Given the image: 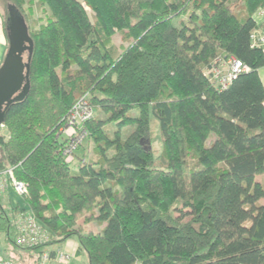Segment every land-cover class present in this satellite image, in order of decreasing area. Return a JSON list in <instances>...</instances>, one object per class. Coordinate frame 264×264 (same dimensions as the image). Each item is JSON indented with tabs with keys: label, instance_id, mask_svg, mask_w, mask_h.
Here are the masks:
<instances>
[{
	"label": "trees",
	"instance_id": "16d2710c",
	"mask_svg": "<svg viewBox=\"0 0 264 264\" xmlns=\"http://www.w3.org/2000/svg\"><path fill=\"white\" fill-rule=\"evenodd\" d=\"M9 2L33 51L30 92L6 112L0 154L54 235L27 249L76 236L89 264H264V49L251 37L264 0ZM44 6L45 21L30 23ZM230 56L249 71L219 90L206 70ZM86 94L94 154L73 169L59 130ZM10 222L0 203L12 238Z\"/></svg>",
	"mask_w": 264,
	"mask_h": 264
},
{
	"label": "built area",
	"instance_id": "2783aa9c",
	"mask_svg": "<svg viewBox=\"0 0 264 264\" xmlns=\"http://www.w3.org/2000/svg\"><path fill=\"white\" fill-rule=\"evenodd\" d=\"M253 46L264 49V36L258 30L252 32ZM249 71V67L234 56L218 57L211 67L206 70V76L213 86L219 90L227 89L240 74ZM95 109L90 102L89 95L81 96L69 114L67 115L65 126L59 130V138L65 142L62 154L65 163L70 167L77 162V155L80 148L90 138L85 131L84 125L94 118ZM4 129V124L1 125ZM12 188L19 196H24L27 188L24 182L18 181L14 176V168L9 167L0 172V195ZM12 217V218H11ZM11 215L10 227L15 231L16 243L23 248H36L49 243L54 237L53 233L47 229L31 211L20 214L15 220ZM72 256L68 253L58 252L56 260L59 264H69ZM51 260V253L42 251L40 254V264H45ZM0 264H15L14 260H4L1 257Z\"/></svg>",
	"mask_w": 264,
	"mask_h": 264
},
{
	"label": "water",
	"instance_id": "95a60500",
	"mask_svg": "<svg viewBox=\"0 0 264 264\" xmlns=\"http://www.w3.org/2000/svg\"><path fill=\"white\" fill-rule=\"evenodd\" d=\"M6 28L9 49L0 66V128L10 105L23 101L30 92V63L24 54L33 51L27 22L13 5L8 6Z\"/></svg>",
	"mask_w": 264,
	"mask_h": 264
},
{
	"label": "crops",
	"instance_id": "0c3cea01",
	"mask_svg": "<svg viewBox=\"0 0 264 264\" xmlns=\"http://www.w3.org/2000/svg\"><path fill=\"white\" fill-rule=\"evenodd\" d=\"M253 18L257 25L256 30L260 31V33L264 36V8L257 11L254 14ZM6 21L7 20H5L3 13L0 11V66L2 65L9 49ZM258 73L264 85V67L260 68ZM82 150L83 149H81V151ZM81 151L78 152V155L84 156V154ZM0 197H2L3 199V203H1L2 208H4V210L6 211L9 217L13 215L14 216L13 218L15 220H17L20 214H24L27 211H31L24 197L19 196L12 188L8 189L6 192L1 194ZM11 218L9 219L11 220ZM96 227L99 230H101L103 225L102 226L96 225ZM10 231L14 233L13 240L16 242L15 231L13 229H10ZM21 248L26 251L25 255H23L24 258L23 260L25 264H40L39 258L41 253H39L38 251H36L37 253H34L31 252L33 250H29L23 247ZM43 251H48L51 253V260L45 264H59L56 260V255L59 251L68 253L72 256V259L69 264H72V260L74 259H83L82 264H89L88 255L85 252L80 251V245L78 239L69 238L68 240H66L61 244L48 245L43 249Z\"/></svg>",
	"mask_w": 264,
	"mask_h": 264
},
{
	"label": "rangeland",
	"instance_id": "374dc122",
	"mask_svg": "<svg viewBox=\"0 0 264 264\" xmlns=\"http://www.w3.org/2000/svg\"><path fill=\"white\" fill-rule=\"evenodd\" d=\"M9 0H0V11L3 13L5 20L8 17V6H9ZM50 10L47 6L43 7V10H34L32 19H39L42 18L43 22L45 21L46 17L50 14ZM114 42L117 45H120L122 43L121 35L119 32L115 34L113 37ZM69 114V113H68ZM97 115V112L93 115L94 117ZM133 115L137 116L138 112L133 111ZM65 126V123L61 126V128ZM127 131H130V128H126ZM1 132V130H0ZM2 132L4 130L2 129ZM127 136V134L124 135V138ZM148 147L149 150L152 151L154 157H159L163 154L164 146H163V138H162V131H161V123L157 117H155L152 112L150 113V119H149V133H148ZM94 148H95V142L92 140H88L85 142V144L80 148L83 149L81 152L84 154L86 158H91L94 154ZM1 150V146H0ZM79 164V161L74 163L71 168L75 169ZM8 162L4 156V154H1V160H0V172L7 169ZM0 203H3L2 197H0ZM96 226V225H95ZM12 238L7 237V234L4 232H0V251H1V257L4 260H14L15 264H25L23 255H25V250L19 247L14 243V233H12ZM71 238L77 239L76 236H72ZM34 253H37L36 251H31ZM83 259H74L72 260V264H82Z\"/></svg>",
	"mask_w": 264,
	"mask_h": 264
}]
</instances>
